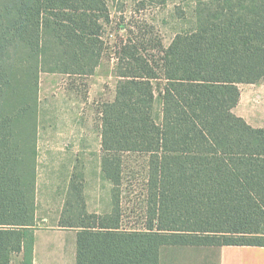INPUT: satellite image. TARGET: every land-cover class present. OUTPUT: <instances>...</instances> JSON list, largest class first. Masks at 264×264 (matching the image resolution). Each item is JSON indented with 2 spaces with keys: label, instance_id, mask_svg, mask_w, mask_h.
<instances>
[{
  "label": "trees",
  "instance_id": "16d2710c",
  "mask_svg": "<svg viewBox=\"0 0 264 264\" xmlns=\"http://www.w3.org/2000/svg\"><path fill=\"white\" fill-rule=\"evenodd\" d=\"M110 1L0 0V264H33L40 74L93 75L113 24L126 39L114 98L99 109L111 212L88 214L71 181L59 227L77 231L76 264H159L162 247L264 248V128L233 113L239 86L264 80V0H186L187 28L165 48L116 22ZM131 156L143 158L133 224Z\"/></svg>",
  "mask_w": 264,
  "mask_h": 264
},
{
  "label": "crops",
  "instance_id": "0c3cea01",
  "mask_svg": "<svg viewBox=\"0 0 264 264\" xmlns=\"http://www.w3.org/2000/svg\"><path fill=\"white\" fill-rule=\"evenodd\" d=\"M39 90L32 263L76 264L77 231L59 227L71 181L81 184L88 214L111 212V184L101 173L100 107L95 112L90 93L71 86ZM213 257L216 264H264V248L162 247L159 264H213ZM20 260L15 256L13 264Z\"/></svg>",
  "mask_w": 264,
  "mask_h": 264
},
{
  "label": "rangeland",
  "instance_id": "374dc122",
  "mask_svg": "<svg viewBox=\"0 0 264 264\" xmlns=\"http://www.w3.org/2000/svg\"><path fill=\"white\" fill-rule=\"evenodd\" d=\"M189 2L186 0H156L153 4H146L138 9L133 0H115L108 2L112 18L116 22L131 24L152 32L157 36L163 47H167L174 35L187 28ZM178 13L180 15H178ZM145 30V31H146ZM149 34V33H148ZM126 39L125 33L117 31L115 24L105 29L104 40L106 44L105 58L91 77H66L59 74H40L39 89L43 86H71L80 94L90 93L92 109L96 112L101 104L113 98L116 84V59L120 44ZM241 97L234 114L241 117L247 124L255 128H264V80L256 85H240ZM40 92V90H39ZM43 95V94H42ZM41 95V96H42ZM143 158L131 156L126 163V191L128 200L124 202L125 216L129 217V224L136 220L137 205L135 198L141 189ZM213 264L216 260L213 257Z\"/></svg>",
  "mask_w": 264,
  "mask_h": 264
}]
</instances>
